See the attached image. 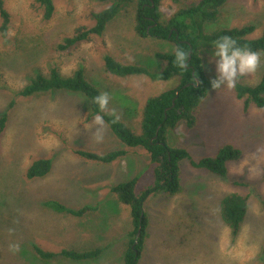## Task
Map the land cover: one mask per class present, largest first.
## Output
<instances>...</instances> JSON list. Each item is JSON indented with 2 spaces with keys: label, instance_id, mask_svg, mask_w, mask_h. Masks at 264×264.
Segmentation results:
<instances>
[{
  "label": "rangeland",
  "instance_id": "374dc122",
  "mask_svg": "<svg viewBox=\"0 0 264 264\" xmlns=\"http://www.w3.org/2000/svg\"><path fill=\"white\" fill-rule=\"evenodd\" d=\"M34 0H6L11 17L6 37L0 35V119L7 114L0 132V264H123L132 231L127 207L118 203L111 189L139 177V189L152 181L155 165L141 148L129 150L122 159L99 164L75 155L76 150L105 154L126 149L109 128L92 120L85 123L89 103L81 95L15 98L30 76L58 67L69 75L78 66L100 92L109 95L103 114L114 116L139 132L141 108L149 97L175 87L177 80L152 81L147 77L119 78L103 63L107 54L123 64L142 65L161 72L165 63L156 53H171L174 45L154 39L139 40L132 30L133 7L126 8L104 31L74 49L58 52L65 37L90 29L92 12L106 4L96 0H55V12L46 23L35 10ZM191 3L198 0H182ZM179 7L169 0L160 6L162 21ZM264 24V0H232L223 9L218 28L253 26V38ZM213 50L203 52L204 68L214 77ZM264 70V53L252 74L237 83L255 86ZM14 100L13 107H10ZM194 128L180 124L167 135L171 147L185 149L190 160L180 165L181 192L173 197L158 195L144 204L149 224L144 251L138 264H264V117L252 106L243 110L234 89H217L195 113ZM97 136L102 137L99 141ZM230 145L241 159L228 165L227 177L196 170L190 161L213 157ZM52 160L50 173L36 180L25 177L30 164ZM247 197V212L237 237L221 218L222 200L230 194ZM57 202L71 209L94 207L81 219L55 212L45 204ZM77 252L103 248L93 261L73 262L62 258L42 261L33 253Z\"/></svg>",
  "mask_w": 264,
  "mask_h": 264
},
{
  "label": "trees",
  "instance_id": "16d2710c",
  "mask_svg": "<svg viewBox=\"0 0 264 264\" xmlns=\"http://www.w3.org/2000/svg\"><path fill=\"white\" fill-rule=\"evenodd\" d=\"M106 6L98 12H92L93 27L80 29L72 36L65 37L56 47L58 52H67L91 37H102L107 26L126 8L133 7L132 30L139 40L154 39L166 41L174 45L171 53H156L154 58L165 63L161 72L153 73L142 65L123 64L113 56L103 57L106 71L119 78L147 77L152 81L167 82L177 80V85L161 94L149 97L141 108L139 132L135 133L120 119L103 114L93 103L100 94L99 89L86 78L85 69L78 66L69 75H64L58 67H51L46 74L36 73L28 79L27 84L15 93V98L29 99L35 96L54 95L58 92L78 94L86 98L89 110L85 123L90 122L95 115L104 119L105 125L124 145L126 149H117L105 154H96L76 150L75 155L85 161L99 164H110L124 158L129 150L143 149L155 165L152 181L149 185L139 189L140 178L136 177L118 184L111 189L119 204L130 211L132 231L129 233V243L123 256V264H138L144 251L148 217L144 212V204L150 198L158 195L173 197L181 192L180 165L190 160L189 153L179 147H171L167 135L180 124L192 129L196 123L195 113L200 104L208 97L211 90L209 81L214 77L207 74L204 68L203 52L212 50L213 42L220 36H230L240 46L264 53V24L260 35L253 38V26L233 28H218L207 31L211 25H216L222 15V9L232 0H198L184 3L182 0H169L179 9L166 21H162L160 6L163 0H96ZM35 10L41 14L42 21L48 23L55 12V0H34ZM11 17L6 9V0H0V35L6 37L10 30ZM177 47L187 53L188 67L180 69L176 66L174 51ZM196 75L199 84L194 86ZM235 96L243 103L246 112L252 106L263 111L264 117V70L260 81L255 86L237 83L234 88ZM14 100L10 107H13ZM7 114L0 119V132L5 128ZM241 159L239 149L225 145L215 156L206 157L199 162L190 161V166L196 170H204L212 175L227 177L228 165ZM52 168V160L38 159L30 164L25 177L28 180L46 177ZM55 212L65 213L81 219L96 212L94 207H84L71 210L60 203L45 204ZM264 206V203H263ZM247 212V197L239 194L227 195L221 203V218L228 227L232 237H237ZM141 235L135 244L138 230ZM33 253L42 261H52L62 258L73 262H87L100 258L103 248L84 251L62 250L60 252L47 251L34 246Z\"/></svg>",
  "mask_w": 264,
  "mask_h": 264
},
{
  "label": "clouds",
  "instance_id": "9594fccd",
  "mask_svg": "<svg viewBox=\"0 0 264 264\" xmlns=\"http://www.w3.org/2000/svg\"><path fill=\"white\" fill-rule=\"evenodd\" d=\"M212 53L210 62H214V78L209 81L211 90L225 88L232 90L236 87L239 77L246 74H252L257 70L260 64L261 53L253 51L246 46L238 45L237 41L230 36L224 35L218 37L212 44ZM189 53L180 47L174 51L176 66L180 69L188 67ZM199 84L196 75L194 76V86ZM109 95L106 92L98 94L93 103L102 111L108 105ZM92 123L98 126L104 124V119L100 115H95ZM102 137L97 136L99 141Z\"/></svg>",
  "mask_w": 264,
  "mask_h": 264
},
{
  "label": "water",
  "instance_id": "95a60500",
  "mask_svg": "<svg viewBox=\"0 0 264 264\" xmlns=\"http://www.w3.org/2000/svg\"><path fill=\"white\" fill-rule=\"evenodd\" d=\"M140 235H141V230L139 229L136 235L135 244H137Z\"/></svg>",
  "mask_w": 264,
  "mask_h": 264
}]
</instances>
